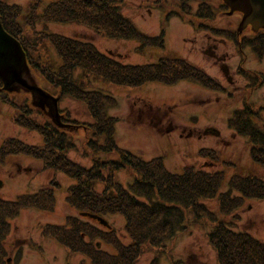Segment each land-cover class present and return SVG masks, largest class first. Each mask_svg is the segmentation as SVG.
I'll use <instances>...</instances> for the list:
<instances>
[{"label":"trees","instance_id":"16d2710c","mask_svg":"<svg viewBox=\"0 0 264 264\" xmlns=\"http://www.w3.org/2000/svg\"><path fill=\"white\" fill-rule=\"evenodd\" d=\"M42 1L30 3L24 12L20 5L0 0L1 23L26 52L29 67L26 79L37 82L41 77L58 91V102L69 98L84 104L92 119L91 122L80 123L69 111L61 113L60 109L58 117H54L62 128L74 133L84 131L82 157L92 161L91 167H85L69 156L77 149L73 139L52 122L35 119L34 114L38 110L35 112L27 101L19 103L11 99L12 93L3 90L0 80V100L14 108V123L37 133L43 140L42 145H33L14 137L6 138L0 145V164L5 165L10 158L24 156L40 161L43 170L63 174L73 181L67 189L66 203L79 216H68L62 225L44 226L42 236L54 240L73 255L85 257L91 264H137L146 252H162L160 250L166 247L167 241L185 231L187 214H191L195 224L212 225L213 230L208 236L218 264H264V242L250 232L235 231L232 223L219 218L205 204L217 199L219 214L233 215L248 199L264 200V178L234 175L229 191L220 193L223 172L211 173L195 166H185L182 173H173L162 156L144 160L142 156L122 148L117 141L116 127L120 120L108 114V110L116 106V99L99 90L89 89L91 77L130 88L152 83L172 86L182 81L194 82L213 92H225L226 87L185 58L161 59L158 63L145 65L124 64L100 52L92 43L51 34L46 28L41 31L36 28L40 22L75 23L105 38L136 41L139 49L164 48L166 30L163 29L158 36L140 31L129 17L123 15L121 6L124 0H54L39 14ZM194 1L199 2L195 22H191L196 29L210 32L213 36L230 34L240 55L248 47L257 58H264V29L254 35L245 32L240 35L238 31L226 33L216 28L219 15L229 10L224 3L222 11L215 15L210 0H175L178 8L168 13L166 21L173 15L190 16ZM49 47L59 57L58 67L48 57L46 49ZM42 52L47 55L46 59ZM252 71L246 69L242 62L237 74L245 76L250 85H256L255 89L264 84V73ZM262 112L264 105L245 102L242 109L229 119V126L249 139L253 162L264 168ZM143 116L144 112L140 110L139 122ZM145 122L159 128L161 120L156 122L151 117ZM113 155H117V159H111ZM199 156L219 161L218 152L214 150L202 149ZM126 169L135 175L129 189L117 179V174ZM100 184L103 185L102 190L97 189ZM60 188L61 183L52 180L38 192L19 196L15 201L0 198V264L8 263L4 240L9 232V221L25 209L54 211L56 191ZM233 192L238 195H233ZM82 213L103 219L114 215L123 217L130 242L124 243L112 225L103 226L81 216ZM98 243L112 247L114 252L106 251L102 246L98 248ZM151 264H159L158 258Z\"/></svg>","mask_w":264,"mask_h":264},{"label":"rangeland","instance_id":"374dc122","mask_svg":"<svg viewBox=\"0 0 264 264\" xmlns=\"http://www.w3.org/2000/svg\"><path fill=\"white\" fill-rule=\"evenodd\" d=\"M34 1L36 0H8L10 4L20 5L24 12ZM53 1L43 0L39 14ZM209 4L215 9V15L222 11L221 0H210ZM191 6L190 16L182 18L173 15L166 21L168 13L178 8L175 0H124L121 6L123 15L129 17L140 31L158 36L163 29L166 30L164 48L139 49L136 41L105 38L92 29L75 23L40 22L36 24V28L39 31L46 28L51 34L92 43L100 52L111 55L124 64L145 65L158 63L161 59L185 58L216 78L226 87L225 92H213L188 81L172 86L152 83L141 88H130L96 81L92 77L88 87L116 99V106L109 109L108 114L120 120L116 127V138L122 148L142 156L144 160L162 156L166 166L173 173H182L185 166H195L211 173L223 172L220 193H227L234 175H255L264 178V168L254 163L251 158L249 139L229 126V119L237 110L242 109L245 102L257 106L264 105V84L254 89L256 85H250L245 76L237 74L242 61L246 69L264 73V58H257L248 47L240 55L238 46L230 34L218 37L196 29L191 22H195L194 15L198 12L199 2L194 1ZM241 20L240 12L230 16L219 15L215 25L226 33L233 32L238 31ZM20 22L23 23L22 18ZM243 32L249 35L255 33L251 27ZM46 51L51 62L58 67L60 60L57 53L51 47ZM42 56L47 58L45 52H42ZM225 65L229 70L227 75ZM36 81L41 90L53 97L58 96V91L47 81L41 77ZM10 98L19 103L29 102L35 112L38 110L34 114L35 119L50 121L66 132L77 146L69 156L85 167L92 166L90 159L82 157L84 131L74 133L66 127H60L46 104L37 106L33 103L31 92L12 93ZM58 108L61 113L69 111L80 123L92 121L84 104L69 98H62ZM140 110L144 112L141 122L137 119ZM14 114V108L0 100V145L8 137L20 139L28 144L42 145L40 135L14 123ZM262 116L264 119V112ZM151 117H154L156 122L161 120L159 128H153L145 122ZM202 149L218 152L219 161L200 157ZM110 158L117 159V155ZM0 179L3 181L0 198L11 201H15L19 196L38 192L52 180L61 183V188L56 191L54 211L25 209L9 221V232L4 240L7 264H91L85 257L73 255L54 240L42 236L44 226L62 225L68 216H79L78 212L66 203L67 189L73 184L72 180L63 174L43 170L40 161L24 156L13 157L5 165L0 164ZM117 179L129 189L135 181V175L126 169L117 174ZM97 189L102 190L103 185H97ZM233 195L238 194L233 192ZM205 204L217 213L219 218L232 223L235 231L250 232L264 242V200L248 199L240 210L230 216L219 214L217 199L206 201ZM187 215L185 231L177 233L167 241L166 247L160 250L162 252H146L137 264H151L155 258H158L159 264H218L216 251L208 236L213 230L212 225H197L193 222L191 214ZM235 215L238 216L234 217ZM105 219L117 231L122 241L128 244L130 239L124 229L123 217L114 215ZM102 248L114 252L110 246L102 244Z\"/></svg>","mask_w":264,"mask_h":264},{"label":"water","instance_id":"95a60500","mask_svg":"<svg viewBox=\"0 0 264 264\" xmlns=\"http://www.w3.org/2000/svg\"><path fill=\"white\" fill-rule=\"evenodd\" d=\"M229 7L226 15H233L235 12L242 14V20L238 32L242 33L246 28L251 27L257 33L264 28V0H222ZM29 74L26 52L20 42L10 35L3 27L0 20V80L3 83V90L9 93L31 92L33 103L37 106L46 104L53 117H58V97H53L41 90L33 81L26 79ZM3 181L0 179V190ZM108 227V223L96 215L82 213ZM100 247V245H98Z\"/></svg>","mask_w":264,"mask_h":264},{"label":"flooded vegetation","instance_id":"af4514ba","mask_svg":"<svg viewBox=\"0 0 264 264\" xmlns=\"http://www.w3.org/2000/svg\"><path fill=\"white\" fill-rule=\"evenodd\" d=\"M225 69H227L225 66H224Z\"/></svg>","mask_w":264,"mask_h":264}]
</instances>
